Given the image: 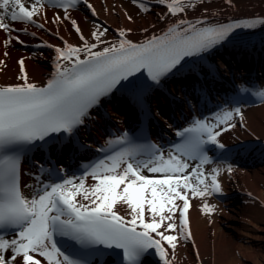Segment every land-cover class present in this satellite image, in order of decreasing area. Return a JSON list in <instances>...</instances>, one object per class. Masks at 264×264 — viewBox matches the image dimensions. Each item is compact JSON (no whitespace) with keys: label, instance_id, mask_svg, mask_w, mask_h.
<instances>
[{"label":"snow or ice","instance_id":"snow-or-ice-1","mask_svg":"<svg viewBox=\"0 0 264 264\" xmlns=\"http://www.w3.org/2000/svg\"><path fill=\"white\" fill-rule=\"evenodd\" d=\"M80 2L86 0H29L27 6L25 0H0V30L7 34L4 47L12 39L23 43L12 35L20 31L12 24L43 28L34 17L46 5L63 8V19L69 20L67 10ZM157 3L166 5L171 16L194 6V0ZM86 6L92 9L91 4ZM141 8L147 11L143 4ZM59 19L57 16L53 22ZM71 23L83 43L76 47L65 42L63 49L55 48V70L45 85L29 81L21 59V75L17 79L23 83L0 87V264H41L37 257L46 264H103L102 258L112 251L118 264H142L151 250L163 264H170L162 242L174 251L180 239L192 238L187 217L189 193L204 198L221 192L217 179L221 170L204 171L203 166L212 163L206 146L223 147L217 139L221 130L216 129L231 121L233 111L240 115L239 108L217 114L215 124L197 119L177 131L180 142L172 145L166 156L157 145L135 143L124 133L109 140L111 154L87 166L79 178L43 183L37 176V186L25 185L33 189L31 198L21 190V155L29 146L47 142L56 134L71 135L101 97L142 69L150 80L159 83L185 57L207 52L235 28H252L264 24V20L206 25L203 20L179 19L161 35L139 44L127 39L130 30L124 29L119 31L116 42L109 43L102 39L108 29L100 30V26L91 33L95 42L90 43L77 22ZM23 31L26 33L27 29ZM101 44L105 46L100 48ZM4 55H8L7 51ZM0 66H5L4 60H0ZM256 95L264 99V91ZM141 156L144 159L138 158ZM189 161L198 163L192 167ZM145 169L160 175L150 178L143 174ZM228 171L231 172L230 167ZM86 177L95 181L90 187L85 184ZM121 204L126 205L131 219L115 210ZM213 209L205 203L201 211L211 213ZM10 231L13 238L8 239ZM56 237L65 238L63 247Z\"/></svg>","mask_w":264,"mask_h":264},{"label":"bare ground","instance_id":"bare-ground-1","mask_svg":"<svg viewBox=\"0 0 264 264\" xmlns=\"http://www.w3.org/2000/svg\"><path fill=\"white\" fill-rule=\"evenodd\" d=\"M25 2L27 6L29 1ZM87 4H91L92 9ZM141 4L147 11L142 10ZM76 5L75 12L67 10V15L71 18L69 20L63 19L65 10L46 5L34 17L36 24H43V28L18 22L12 24V27L20 30L12 35L18 36L23 43L12 39L5 48L3 41L7 34L0 30V60L5 61V66H0V87L23 83L17 79L21 75L18 63L21 59L24 60L29 81L44 85L55 70V48L63 49L65 42L76 47L83 43L71 20L77 22L90 43L95 42L91 33L100 26V30L108 29L102 39L109 43L116 42L120 38L119 31L124 29L130 30L127 32V39L137 44L152 36L161 35L179 19L193 22L203 20L206 25L264 20V0H194V6L176 16L168 15L166 5H160L157 0H137L136 3L133 0H86V3ZM57 16L60 19L54 23ZM129 16L131 20L128 19ZM161 16L165 19L162 20ZM25 28L26 33L23 31ZM104 46L101 44L99 47ZM5 51L7 56L4 55ZM218 70L223 77L220 72L218 74ZM202 83L207 86L206 90ZM147 84L150 85L149 88ZM258 91H264V24L259 23L252 28H235L225 40L207 52L185 57L180 65L161 77L159 83L150 80L147 71L142 69L130 87L97 103L85 120V127L72 133L78 146L64 143L62 153H68V161L73 166L88 161L92 155L90 151H85L86 147L108 144L112 139L104 133L112 132L117 137V130L125 129L132 122L140 101L152 107V113L160 125L164 123L172 129L179 120L189 123L193 117L199 119L198 113L202 111L194 102L196 96L202 94L209 98L208 103L219 104L224 96L242 93L246 99L240 107L244 113L243 119L241 114L233 113L228 122L233 127L219 124L216 129L221 130V135L217 138L220 144L239 142L241 146L232 152L230 162L203 166L205 173L212 168L221 170L217 177L221 192L204 198L193 197L189 193L191 206L187 217L192 238L180 239L174 251L166 243L162 244L168 253L170 264H264V99L256 95ZM167 93L176 94L177 99L171 104L165 97ZM203 108L206 121L215 124V117L222 113L215 114V110L209 111L205 106ZM233 110L234 108L229 109ZM252 138H256V141L251 144L247 140ZM245 140L249 144H244ZM78 150L84 152L80 151L79 154ZM229 167L231 172L228 171ZM143 174L149 177L160 175L149 173L146 169ZM36 177V172L28 167L24 168L23 188L25 196L29 198L33 189L25 185L37 186ZM94 182L91 177L85 180L89 187ZM192 182L195 184V179ZM182 203L177 201L181 206ZM205 203L214 206L211 213L201 211ZM238 209H242V212L239 213ZM115 210L131 219L126 205H117ZM176 223L179 225V212L176 213ZM37 258L41 259V264H46L43 258ZM143 264L159 263L146 259Z\"/></svg>","mask_w":264,"mask_h":264},{"label":"rangeland","instance_id":"rangeland-1","mask_svg":"<svg viewBox=\"0 0 264 264\" xmlns=\"http://www.w3.org/2000/svg\"><path fill=\"white\" fill-rule=\"evenodd\" d=\"M232 56H233V55H232ZM241 210H242V209H238L239 213L242 212ZM239 213H238V214H239ZM232 214H233V213H232ZM240 215H241V214H240ZM236 217H237V216H236Z\"/></svg>","mask_w":264,"mask_h":264}]
</instances>
